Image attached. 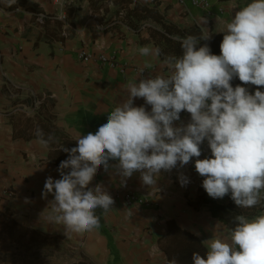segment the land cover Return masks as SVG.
<instances>
[{"label":"crops","instance_id":"obj_1","mask_svg":"<svg viewBox=\"0 0 264 264\" xmlns=\"http://www.w3.org/2000/svg\"><path fill=\"white\" fill-rule=\"evenodd\" d=\"M138 1L157 6L182 27L199 26L208 32L218 31L231 19L238 10L233 3L250 2L210 0L211 9L206 10L193 0ZM150 24H128L113 2L96 8L90 0L11 4L0 0V264H21L22 239H44L42 253L61 258L63 264L73 259L93 264H169L167 250L173 252L169 225L202 241L230 230L204 201L208 194L202 187L204 178L195 170V157L183 169L162 170L152 188L142 185L138 172L122 186L115 172H105L101 166L89 186L102 184L114 204L107 213L96 209L98 229L65 233L59 224L41 223L40 214L50 211L54 199L51 193L43 197L45 181L61 178L57 169L69 154L62 148L75 147L77 137L95 133L106 123L108 113L126 96L128 83L168 75L165 58L139 54L145 46L158 48L150 38ZM82 50L115 56L116 66L84 61ZM245 87L252 93L257 88ZM134 105H144L143 98L135 99ZM181 120L188 123L190 114L182 111ZM37 130L44 139L51 137L47 147L40 143ZM201 149L200 159L211 155L206 141ZM178 172L189 177L186 186L180 185ZM5 189L15 194H5ZM127 193L133 196L130 201ZM215 200L228 202L226 195Z\"/></svg>","mask_w":264,"mask_h":264},{"label":"clouds","instance_id":"obj_2","mask_svg":"<svg viewBox=\"0 0 264 264\" xmlns=\"http://www.w3.org/2000/svg\"><path fill=\"white\" fill-rule=\"evenodd\" d=\"M232 8L238 10L216 31L224 33L219 55L207 44L198 46L210 39L208 31L181 39L182 55L163 61L168 75L128 83L126 96L108 113L106 123L77 137L75 147L62 148L69 154L58 166L61 178L45 181L42 195L51 193L54 199L50 211L40 214L42 224H59L65 233L76 234L98 229L96 209L107 213L114 204L102 184L89 186L101 166L115 172L122 186L138 172L142 185L152 188L162 170L183 169L195 157L209 197L230 194L241 209L264 201V91L259 87L264 86V0L233 3ZM138 51L160 56L158 48ZM234 78L242 83L233 87ZM245 85L257 88L252 93ZM137 98L144 105L135 106ZM182 111L190 114L186 124ZM36 134L47 147L51 137L44 139L40 130ZM205 141L211 155L200 159ZM178 179L182 187L190 182L183 172ZM235 220L223 236L202 242L206 253L194 252L193 264H264V214L237 215Z\"/></svg>","mask_w":264,"mask_h":264},{"label":"trees","instance_id":"obj_3","mask_svg":"<svg viewBox=\"0 0 264 264\" xmlns=\"http://www.w3.org/2000/svg\"><path fill=\"white\" fill-rule=\"evenodd\" d=\"M94 7L102 8L105 4L113 2L118 6L119 11H123L124 20L128 24L139 26L141 22H151L148 26L150 30V38L155 40L158 49L160 50V56L165 58L167 56L182 55V49L180 46V40L194 35L199 37L203 31L199 26L182 27L173 21L167 19V17L158 9L157 6H151L139 2L138 0H90ZM211 34L210 39L201 40L198 46L207 44L210 47L212 54H220V43L223 39V35L214 31L212 28L209 31ZM233 87L242 82L238 78H234L231 81ZM72 148L71 145L68 146ZM228 202L218 203L211 197L205 198V203L208 205L215 217H218L223 221L228 228H233L236 223L235 217L237 215H245L252 218L259 215L264 208V201L260 205L249 209L238 208L234 201L231 199L230 194L226 195ZM173 235V252L167 250V261L169 264H193L192 254L198 252L204 256L206 248L203 245V241L194 233L189 232L178 225L171 227L168 226V235ZM69 264H93L85 259H73Z\"/></svg>","mask_w":264,"mask_h":264},{"label":"rangeland","instance_id":"obj_4","mask_svg":"<svg viewBox=\"0 0 264 264\" xmlns=\"http://www.w3.org/2000/svg\"><path fill=\"white\" fill-rule=\"evenodd\" d=\"M25 241L26 240L22 239L21 264H63L61 258H47V256L42 253L40 248L45 247V244H47L44 239L39 242H37V240H32L30 242ZM28 251L31 253H28Z\"/></svg>","mask_w":264,"mask_h":264},{"label":"built area","instance_id":"obj_5","mask_svg":"<svg viewBox=\"0 0 264 264\" xmlns=\"http://www.w3.org/2000/svg\"><path fill=\"white\" fill-rule=\"evenodd\" d=\"M58 1H62V0H58ZM193 4L196 6H201V7L205 8L206 10L211 9V1L210 0H193ZM79 55L84 61L99 60L100 62L107 63L110 66H116V63H117L115 56H111V55H108L105 53L92 54L90 52H87L86 50H82ZM4 193L9 194L11 196H13L15 194L13 189H5ZM125 198L130 201V199H132L133 196L131 193H127L125 195Z\"/></svg>","mask_w":264,"mask_h":264}]
</instances>
